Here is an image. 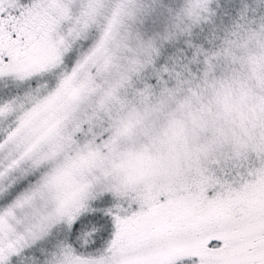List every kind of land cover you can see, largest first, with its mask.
I'll use <instances>...</instances> for the list:
<instances>
[{"label":"snow or ice","instance_id":"obj_1","mask_svg":"<svg viewBox=\"0 0 264 264\" xmlns=\"http://www.w3.org/2000/svg\"><path fill=\"white\" fill-rule=\"evenodd\" d=\"M0 264H264V0H0Z\"/></svg>","mask_w":264,"mask_h":264}]
</instances>
